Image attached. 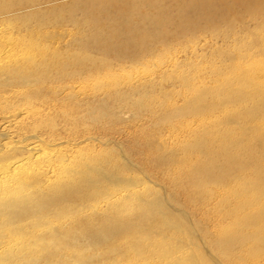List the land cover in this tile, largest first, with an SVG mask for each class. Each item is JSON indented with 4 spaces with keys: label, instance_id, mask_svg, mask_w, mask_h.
I'll return each instance as SVG.
<instances>
[{
    "label": "rangeland",
    "instance_id": "rangeland-1",
    "mask_svg": "<svg viewBox=\"0 0 264 264\" xmlns=\"http://www.w3.org/2000/svg\"><path fill=\"white\" fill-rule=\"evenodd\" d=\"M156 1L149 0L148 4H143L144 7H137L134 14L136 20L131 25L141 29L150 28L155 21L164 22L170 15L171 28L184 24L183 9L190 4L181 3L180 7H176L169 0L163 1L161 10L157 7L158 3L155 4ZM233 11L235 15L243 14L240 9ZM117 12L118 10L109 5H98L94 6V9L79 11L74 19L64 13L60 15L63 17L59 16L57 20L42 21L44 24L24 23L16 24L15 27V24H9L0 33V49L5 50L0 52V69L4 68L0 72V100L8 101L9 106H18L17 109L11 106L10 109H5L0 106V117L8 116L9 113L14 115L20 112L21 108L26 110L29 106L49 105L56 113V116L53 114L54 122L51 121L50 126H53V123L56 127L60 123L64 126L63 129L60 128L61 125L59 128L54 126L52 137L31 138L32 142L35 140V144H41V140L45 142V159L57 164L55 159L58 156V148L55 149L52 138L70 139L80 136L86 139L85 147L81 148L84 147L83 153L88 155L78 163L76 161L77 165H100L106 170L116 172L120 178L136 176L140 180L137 187L131 188L130 196L126 188L120 185H115V190L108 192L109 182L106 178L93 173L91 174L94 177L91 179H97L101 183L99 187L102 186L104 193L89 192L88 197L78 195L57 203L37 196L21 195L17 192L20 187L18 180L13 181L11 185L15 186L10 188L2 184L3 176L15 175L16 178V174L23 168L29 169L30 166L40 164L37 159L22 165L23 159H28L30 155L19 151V144L16 142L27 137L26 135L39 132L35 133L31 129L17 135L13 130H9L6 137L0 136V186L15 194L0 195V204H4L0 206V264H174V261L178 264H190L188 259L194 257L200 261L204 257L211 264H220L219 258L213 254L199 231L200 216L197 217L187 209L189 206H184L183 194L177 193L178 188L171 189L169 182L160 176L151 160L155 158L158 164L164 165L161 169L170 167L161 160L163 156H170L176 135L183 133L180 123L189 124V134L194 136L202 127V123L207 122L205 119L202 121V118L211 116L208 111L205 117L174 116V110L183 105L184 101L197 96V93H191L190 89L181 88L182 83L179 84L177 77L189 75V78L194 79L197 76V89L212 87L216 85L214 81L219 75H229L228 72L235 69V64L243 71L255 65L264 68V53H261L260 48H248L251 45L250 35L247 37L249 33L238 25L232 26L238 33L228 37L206 33L177 40L168 39L161 47H155L152 53H145L138 59L125 56L116 58L102 50L90 48L85 34L89 28L98 24L99 20L91 15L99 17ZM249 12L251 11L247 10L246 13ZM147 13L154 15L153 20L142 18ZM252 13L254 14L253 11ZM244 16L250 32L260 24L261 27L264 25V7L257 21L262 23H256L258 25L249 19L250 16ZM223 26L224 24H220V32L227 29ZM263 39L264 37L260 38L261 42L256 39V42H253L258 41V45L263 47ZM131 42V39L123 38L120 43L127 45ZM14 43L20 44L21 51H25L19 52L22 57L19 59H23L28 66L25 70L15 68L17 63L12 61L13 53L7 49L15 46ZM27 49L30 51H26ZM27 56L32 58L27 59ZM12 76L17 77L15 83L2 82L3 79L13 78ZM225 78L226 75L221 80ZM65 88L72 93L68 96H53L52 91ZM177 90L182 94H177ZM218 90L220 97L223 91L219 88ZM117 93L119 95L115 96ZM99 98L103 99L102 105L94 103ZM230 104L225 105L221 98V103L215 107V111L220 114L217 116L219 122L228 121V115L224 116L221 111L230 108ZM165 109L174 112L170 111L172 116L168 114L171 117L166 116L169 121L163 120ZM230 122L231 120L228 123ZM15 148L18 153L14 151ZM64 148L61 147L60 157L63 160L71 158L70 149ZM201 150L200 154L197 152L198 157L195 160L201 156L200 160L208 159ZM195 166L193 159L191 169ZM160 200L164 204L165 212L157 208L156 213H160L161 217L162 213L170 212L168 218H171L176 228L163 230L149 227L145 232H137L134 224L149 209L145 202L156 205ZM9 201H15V205L7 206ZM20 203L28 206L22 207ZM116 207L122 208L117 214L118 221H99L103 220V217H113ZM116 231L119 232L118 235H115ZM135 240L140 249L135 248ZM160 247L168 252L167 258L159 253ZM260 261L253 259L251 263ZM262 263L264 264L263 261Z\"/></svg>",
    "mask_w": 264,
    "mask_h": 264
},
{
    "label": "bare ground",
    "instance_id": "bare-ground-1",
    "mask_svg": "<svg viewBox=\"0 0 264 264\" xmlns=\"http://www.w3.org/2000/svg\"><path fill=\"white\" fill-rule=\"evenodd\" d=\"M148 1L149 0H0V33L9 24H15L13 27H15L16 24L24 23L33 24L37 22L39 24L44 20L46 22L47 19L57 20L58 17L64 13H67L70 19H74L79 11L82 12L84 9L88 8L94 9V6L106 4L116 9V11L118 10V12L116 14L99 15V17L91 15L93 18H99V20L98 24L88 29L85 34V40L88 41L90 48L99 51L102 50L116 58L125 56L138 59L143 57L145 53H152L155 47H161L168 39L177 40L189 35L201 36L206 33H217L224 35V37H228L238 33V30L232 27L233 25H238L242 30L247 31L246 33H249L247 37L250 35L251 43H249L251 45L248 48H260V51H262L261 53H264V46L258 45V41L254 43L256 42L255 39L260 40V38L264 37V25L261 27L262 24H260V26L250 32L246 26V16H244L245 14L250 16L249 19L255 22V25H258L260 22L262 23V21L259 23L257 21L264 7V0H169L173 2L176 7H180L181 3L182 5L186 2L190 4H186L187 6H184L183 9L182 16L185 19L184 24H180L176 28H171L170 21L172 20V15H170L164 22L155 21L150 28L141 29L137 26H132L131 23L136 20L134 18V14L137 11L136 8L144 7L143 4ZM163 1L168 0H157L155 3H158L157 7L161 10L163 9V7H161ZM234 9H240L243 11V14H233ZM247 10L251 12L246 13ZM153 16L152 13H147V15L142 18L152 19ZM60 17L62 18L63 16ZM111 20L114 21L112 23L107 22ZM42 24L44 23L42 22ZM220 24H224L223 27L227 29L220 32L218 30ZM26 31L28 32V30ZM123 38L131 39L132 42L123 45L120 43ZM14 44L15 46L7 48L11 54L13 53L11 56L12 61H15V64L17 63L15 66L16 69L23 68L25 70V68L28 67L25 65L26 62L24 63L23 59H19L22 58L19 52L25 51H21L22 48L20 49V44ZM263 44L264 42L262 45ZM17 45L19 46L18 48ZM1 51L4 52L5 50L0 49V52ZM26 51L30 50L27 49ZM28 56L27 59L32 58H28ZM34 66L36 65L34 64ZM235 66L234 70L228 72L230 73L229 75L222 73L219 75L218 79L214 81L216 85L218 83L219 86L212 85V87L197 89V76L194 77V79L189 78V75L177 77L176 80L179 84L182 83L181 88L190 89V92L197 93V96L184 101L183 105L174 110L177 115L174 116L196 115V117H205L207 111L211 116L202 118V121L205 119L207 122L202 123V127L196 131L194 136H190L191 134H189L191 131L189 124L180 123V130L183 133L180 134V136L176 135V142L172 144L174 145V149L171 150L170 156H163L164 158L161 156V161L169 164L170 167L161 169L164 165L158 164L155 158H152L151 161L153 166L158 169L157 172L160 176L169 182V185L172 187L171 189L176 190V188H178V192H176L183 194L185 198L184 206H189L187 209H190L197 217L200 216V223L198 222L199 231L211 248V251H213V254L219 258L220 264H263L264 68H259L255 65L243 71L239 68V65L235 64ZM45 67L47 68V65ZM39 68H41V66H39ZM2 69H0V72H2ZM224 75H226L225 80H221V78H224ZM12 77L13 78H9L8 80L3 79L2 82L9 81L15 83L17 77ZM218 88L223 91L220 97ZM151 90L154 91L153 87H151ZM52 92L54 97H56L57 94H60V96H68L72 93L66 88L60 91H56L55 89V91ZM176 93L182 94L180 90H177ZM118 95L119 93L115 96ZM221 98L222 103H225V105L231 103L230 108L221 111L223 115H228L226 117L228 121L226 122H219L220 119L217 116L220 114L217 110L215 111V107L217 108L221 103ZM102 100V98H99L94 101V103L96 102L102 105ZM19 103L17 104L20 106L21 104ZM0 106H4V108L7 109L11 105L9 106L8 101L0 100ZM13 107L14 109L18 108V106L15 108L14 105ZM21 110L16 114L14 113V115H10L9 113L8 116L4 115L0 117V136L6 137V133H8L9 130H13L17 135H22L21 132L31 129H33L35 133L36 131L39 132L38 134L34 133L36 136L31 133L26 135L27 137L16 142L19 144L17 145L19 151L24 152V155L25 152L30 155L28 159H23L22 165L34 162V160L37 159H39L40 164L30 166L29 169L23 168L22 171L16 174V178L15 175L3 176L4 182L2 184L12 188L15 186L11 185L13 181L16 182L18 180L20 187L17 192L21 195L37 196L40 197V199H45L53 203L65 201L78 195H81V197H88L89 192L93 194L104 193L102 186L99 187L101 183L97 179H91L94 177L91 173L106 178L109 182L108 192L115 190L113 188L115 185V187H119L120 185L122 188H126L130 196L132 194L131 188L139 185L140 180L136 178V176L120 178L117 176L116 172L106 170L100 165H77L75 163L76 161L78 163L81 158H86L88 155L83 153L84 144H86V139L84 137L73 136V138L69 139L57 136V139L52 138L55 149H59L56 150L58 153L55 159L57 164L55 165L51 160L45 159L43 157V143L45 142L41 140V144H38L39 142L35 144V140L32 142L31 138H48L54 135L53 129L56 124L53 123V126H50V123L53 121L54 115L56 116V113H54L55 109L47 105L46 107L29 106L26 107V110L22 108ZM170 111H167V109L164 110L165 117L163 120L169 121L166 116L174 113ZM160 118L161 117H159V119ZM230 120L231 122L228 123ZM59 126L55 127L59 128ZM62 126H64V124L60 127L63 129ZM65 127L67 128V126ZM66 128L64 129L66 130ZM24 136L25 135H23V137ZM195 136L196 138H194ZM256 141L257 143L260 142L259 145H256ZM16 144H14V146ZM81 146L84 147L81 148ZM61 147L70 149L71 158L63 160L60 157V152L63 149H61ZM202 148L205 149L202 151ZM17 149H14L16 153H18ZM199 150L202 151V154L208 156V159L200 160L201 156L200 159L195 160L196 157H198L197 152L200 154ZM243 152L245 154H242ZM193 159L196 166L191 169ZM71 164L76 166L73 167ZM4 193L15 194L1 185L0 195ZM150 201L151 199H149V202ZM14 202L15 201H9L7 206L15 205ZM20 204H22V207L28 206V204ZM2 205L4 204H0V206ZM139 205L138 207H141ZM145 205L149 208L146 211L147 213L144 214L143 217L141 216L142 218L138 219L136 224H134L136 229H138L136 230L137 232L139 230L145 232L149 227H157L163 230L174 227L175 224L171 218H168L170 212H166V214L162 213L163 215L161 214L160 217V213L157 212V214L155 211V209L157 210L158 208L165 212V207L161 200L156 205L146 202ZM123 208L127 210L125 207ZM121 210L122 208L116 207L114 211L116 214L113 217H103V220L101 219L99 221L102 222L106 219H110V221L112 220L113 222L118 221L117 214H119ZM118 234L119 232L116 231L115 235ZM135 241L137 242V240ZM136 242L135 248L138 247V249H140L138 242L137 244ZM159 253L162 254V257H168V252L166 253V250L162 247L159 248ZM261 257L263 258L261 259ZM202 259L200 261V259L194 257L188 260L190 264H211L206 258L202 257ZM253 259L261 261L260 263H251ZM174 264H178V262L174 261Z\"/></svg>",
    "mask_w": 264,
    "mask_h": 264
}]
</instances>
